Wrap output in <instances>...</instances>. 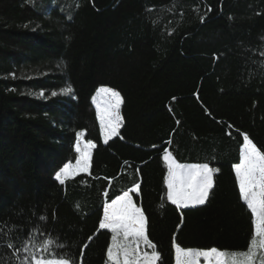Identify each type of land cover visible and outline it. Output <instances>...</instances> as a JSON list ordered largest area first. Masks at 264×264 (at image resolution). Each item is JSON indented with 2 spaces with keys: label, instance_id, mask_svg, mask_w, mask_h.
<instances>
[{
  "label": "trees",
  "instance_id": "1",
  "mask_svg": "<svg viewBox=\"0 0 264 264\" xmlns=\"http://www.w3.org/2000/svg\"><path fill=\"white\" fill-rule=\"evenodd\" d=\"M48 1L0 0V264H19L34 230L75 264H107L104 206L136 183L162 264L174 241L246 250L254 227L234 165L245 135L264 151V0ZM101 87L123 98L107 144L92 104ZM81 131L96 144L91 175L61 185ZM165 151L218 169L204 205L167 200Z\"/></svg>",
  "mask_w": 264,
  "mask_h": 264
},
{
  "label": "snow or ice",
  "instance_id": "2",
  "mask_svg": "<svg viewBox=\"0 0 264 264\" xmlns=\"http://www.w3.org/2000/svg\"><path fill=\"white\" fill-rule=\"evenodd\" d=\"M72 91L70 86L62 89L64 94ZM51 94L57 95L56 92ZM40 95L44 93L41 92ZM93 103L104 143L107 144L113 136L119 135L123 98L118 91L101 87L93 97ZM84 137L85 131L76 134L74 147L78 158L75 164L66 163L55 174V179L61 185L81 173L91 175L92 150L96 144L91 140H84ZM163 159L168 165L167 200L177 208L204 205L214 186V172L218 169L209 167L208 163L181 164L168 151L164 152ZM234 170L239 195L250 210L254 227L246 250H224L216 246L185 248L174 241V264H264V151L258 149L247 135L243 137L240 162L234 165ZM140 187L136 183L104 206L99 228L107 229L112 234L110 246L106 250L107 264H162V254L148 235L147 217L133 199L132 193H139ZM104 195L107 196V192ZM9 231L15 229L10 228ZM35 231L38 230H34L31 237L22 240V251L26 255L22 259L18 257L19 264H75L70 258L58 255L53 250L56 242L52 238L36 243ZM7 247L15 248L16 245L9 242ZM79 264H83L82 257Z\"/></svg>",
  "mask_w": 264,
  "mask_h": 264
},
{
  "label": "rangeland",
  "instance_id": "3",
  "mask_svg": "<svg viewBox=\"0 0 264 264\" xmlns=\"http://www.w3.org/2000/svg\"><path fill=\"white\" fill-rule=\"evenodd\" d=\"M63 1H60V0H52V1H48L47 3H45L42 7L43 8H45V7H48V8H55V7H57V8H59V9H61V10H65L66 9V7H68V5H66L64 2L62 3ZM67 14H69V11L67 12ZM96 94V93H95ZM95 96V95H94ZM93 96V97H94ZM92 104H93V106H94V109H95V111H96V106H95V104L93 103V99H92ZM122 105V104H121ZM120 111H121V106H120ZM96 115H97V112H96ZM97 120H98V123H99V119H98V117H97ZM121 125H122V123H121ZM99 127H100V124H99ZM120 128H121V126H120ZM120 128H119V130H120ZM100 133H101V137H102V141L104 142V137H103V133H102V131H101V129H100ZM117 136V135H116ZM116 136H113L112 138H114V137H116ZM111 138V139H112ZM110 139V140H111ZM93 151V150H92ZM78 158V157H77ZM75 164V163H74ZM73 164V165H74ZM210 167V166H209ZM81 174H88V173H81ZM214 176V175H213ZM198 206H201V205H196V206H190L189 208H193V207H198ZM105 230H107V229H105ZM109 231V230H108Z\"/></svg>",
  "mask_w": 264,
  "mask_h": 264
},
{
  "label": "crops",
  "instance_id": "4",
  "mask_svg": "<svg viewBox=\"0 0 264 264\" xmlns=\"http://www.w3.org/2000/svg\"><path fill=\"white\" fill-rule=\"evenodd\" d=\"M242 150V149H241ZM235 171V170H234Z\"/></svg>",
  "mask_w": 264,
  "mask_h": 264
}]
</instances>
